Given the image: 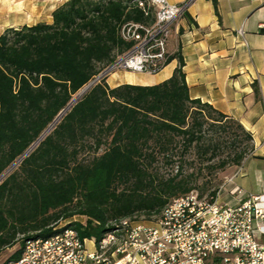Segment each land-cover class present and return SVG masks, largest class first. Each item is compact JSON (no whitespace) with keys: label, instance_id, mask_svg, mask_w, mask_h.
Returning <instances> with one entry per match:
<instances>
[{"label":"trees","instance_id":"1","mask_svg":"<svg viewBox=\"0 0 264 264\" xmlns=\"http://www.w3.org/2000/svg\"><path fill=\"white\" fill-rule=\"evenodd\" d=\"M132 1L67 0L51 23L0 35V257L18 246L2 264L76 216L86 219L70 224L80 237L98 240L191 192L214 199L220 185L204 176L224 175L254 151L237 120L190 97L179 51L159 84L96 80L132 48L121 28L154 22Z\"/></svg>","mask_w":264,"mask_h":264},{"label":"built area","instance_id":"2","mask_svg":"<svg viewBox=\"0 0 264 264\" xmlns=\"http://www.w3.org/2000/svg\"><path fill=\"white\" fill-rule=\"evenodd\" d=\"M132 3L145 14L151 9L154 22L125 24L120 35L132 48L96 80L117 72L154 75L173 55L168 50L172 28L186 4ZM232 193L240 198L228 205L218 202V194L213 199L191 192L171 201L150 222L121 220L98 240L81 238L70 226L74 222L63 221L51 235L26 240L19 260L8 264H264V245L258 240L264 236V196L242 199L237 188Z\"/></svg>","mask_w":264,"mask_h":264},{"label":"crops","instance_id":"3","mask_svg":"<svg viewBox=\"0 0 264 264\" xmlns=\"http://www.w3.org/2000/svg\"><path fill=\"white\" fill-rule=\"evenodd\" d=\"M67 0H0V35L7 28L51 23L52 12ZM186 4L173 25L168 50L184 61L183 72L190 97L237 120L251 133L254 151L243 163L228 169L219 190V203L232 205L235 188L248 196H264V0H166ZM47 14V19L36 17ZM262 30V31H261ZM171 61L159 73L141 74L137 80L116 82L151 86L171 77L177 67ZM115 75V74H112ZM258 93H255L254 83ZM264 245V236L258 237Z\"/></svg>","mask_w":264,"mask_h":264},{"label":"rangeland","instance_id":"4","mask_svg":"<svg viewBox=\"0 0 264 264\" xmlns=\"http://www.w3.org/2000/svg\"><path fill=\"white\" fill-rule=\"evenodd\" d=\"M27 2L29 0H26ZM38 5L43 4L44 0H35ZM47 14L42 13L41 15H37L36 17L46 20L47 19ZM141 75V74H136V73H130V72H117L115 73V75H111L108 78V84L112 85L116 82H130V81H135L137 80V77ZM137 76V77H136ZM80 94V93H79ZM78 94V95H79ZM77 95V96H78ZM76 98V97H75ZM206 175V174H205ZM204 178H206V180H211L212 183L214 184H219L220 188L222 187L223 183H224V175L219 174L216 176H211V175H206V177L204 176ZM204 181V180H202ZM201 183V180H200ZM135 220H138L140 222H150L152 219L148 220L146 219V217L144 216H138L135 218ZM70 222H81V223H86V219H84L83 217H73L72 219H70ZM18 249V246H15L11 249H7L6 251L3 252V254L0 257V264L4 263L6 260H8V258Z\"/></svg>","mask_w":264,"mask_h":264},{"label":"water","instance_id":"5","mask_svg":"<svg viewBox=\"0 0 264 264\" xmlns=\"http://www.w3.org/2000/svg\"><path fill=\"white\" fill-rule=\"evenodd\" d=\"M91 85H92V83L91 84H89L84 90H83V92L81 93V94H79L74 100H73V102L71 103V106L76 102V101H78L84 94H85V92L91 87Z\"/></svg>","mask_w":264,"mask_h":264},{"label":"bare ground","instance_id":"6","mask_svg":"<svg viewBox=\"0 0 264 264\" xmlns=\"http://www.w3.org/2000/svg\"><path fill=\"white\" fill-rule=\"evenodd\" d=\"M84 90V89H83ZM83 90L80 92V94L83 92Z\"/></svg>","mask_w":264,"mask_h":264}]
</instances>
